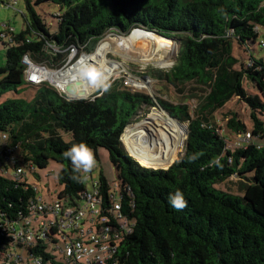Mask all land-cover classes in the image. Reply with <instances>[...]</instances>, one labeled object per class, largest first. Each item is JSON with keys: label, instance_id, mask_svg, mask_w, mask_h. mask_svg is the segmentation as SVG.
<instances>
[{"label": "trees", "instance_id": "trees-1", "mask_svg": "<svg viewBox=\"0 0 264 264\" xmlns=\"http://www.w3.org/2000/svg\"><path fill=\"white\" fill-rule=\"evenodd\" d=\"M44 3L60 6L55 31L26 0L24 28L18 33L12 28L0 32V42L7 46L6 64L0 66L4 74L0 99L8 92L17 94L0 101V134L8 133L12 143L20 144V157L34 171L51 161L60 163L58 197L72 203L81 198L87 181L77 183L71 178L72 164L63 153L79 143L87 144L97 157L99 148L109 151L122 213L133 223L131 232H122L115 255L123 264H264V144L259 141L264 139V62L251 50L264 28V0L34 2ZM137 27L178 38L180 47L171 69L148 68L146 73L181 92L189 90L188 97L197 99L195 108L186 101L173 103L126 88L121 82L94 98L68 102L51 84L25 79V55L53 67L64 64L66 54L52 53L46 45L77 44L92 52L108 32L128 34ZM236 43L239 54H235ZM245 81L255 86L254 95ZM29 89L31 98L22 94ZM236 97L249 106L252 128L236 112H231L226 126L252 138L230 146L215 113ZM157 105L180 122H188L184 154L170 165L178 153L171 149L158 163L139 160L154 168L140 167L121 137L130 123ZM138 127L129 126L125 133H135ZM62 132L71 133L70 141ZM194 153H200L199 158L189 162ZM217 158L222 168L210 166ZM233 177L235 191L220 187ZM99 182L104 207L111 205V184L103 174ZM177 190L187 201L181 211L168 199ZM34 195L26 183L0 173V214L11 219L30 215ZM119 224L117 219L114 225ZM59 241L52 230L37 235L29 250L44 262L64 264L57 250ZM9 242L8 237L0 238V243Z\"/></svg>", "mask_w": 264, "mask_h": 264}, {"label": "rangeland", "instance_id": "rangeland-1", "mask_svg": "<svg viewBox=\"0 0 264 264\" xmlns=\"http://www.w3.org/2000/svg\"><path fill=\"white\" fill-rule=\"evenodd\" d=\"M14 0H0V32L6 31L7 28H12L14 32L18 33L20 32L25 25V15H27L26 10V0H17L18 4L16 7L9 6L7 3ZM32 4L34 5V8L38 14L42 17V19L48 24V27L50 28L51 32L56 30L57 27V18L56 15L60 14V6L55 3H44L41 5H35V0H31ZM158 33L155 34V32L148 31L146 29L137 27L134 28L130 33L128 34H120L122 37L119 38L115 36L114 33L111 32L107 33L103 39V41L109 42L108 45L103 44L100 48H105V45L107 46V58L108 61L111 63H117V68L115 69V73H113L111 76L108 77V80L110 84H114L115 82H121L122 86L126 88H130L132 90L137 91H143L149 94L154 95V97H161L163 99H166L173 103H179L180 101H186L190 104L191 108H195L197 105V99L195 98H189L190 91L186 90L184 92L179 91L166 81H159L155 78L148 77L146 70L148 68H153L155 70H162L160 69L158 64H155L151 61L145 62L141 61L140 59H137L135 56L139 55L141 57L145 56V50H156L155 54H152V51H150V56L152 58L157 57H165L169 61L168 64H173L176 61L178 51H179V40L178 38H175L173 40H168L166 38H163ZM261 40H264V28L261 29L260 36L257 39V42L251 46L252 54L257 59H262L264 62V48L261 46ZM6 51L7 46H5L2 42H0V66H4L7 61L6 57ZM96 51V50H94ZM92 51L93 55L96 54V52ZM52 53L58 54H66V58H68V53L64 50L54 51ZM82 51L78 52L77 56L68 64V66H71L75 64L80 56ZM240 50L237 49V43L235 44V54H239ZM248 56V55H247ZM67 60V59H66ZM101 58L98 60L95 58L96 65L99 68H101L103 65L101 64ZM41 64H44L50 69H58L59 67H53L51 65H48L44 62H39ZM101 64V65H100ZM67 66V67H68ZM101 66V67H100ZM128 71L130 73H128ZM4 74H0V79L3 77ZM131 76L135 81L138 83H131V85H123V80L126 76ZM56 76V75H55ZM52 80H43V82H47L51 84ZM248 81V80H247ZM245 81V86L248 88V92L252 95L256 93L255 86ZM41 82V83H43ZM144 83V85H143ZM52 85V84H51ZM23 87V86H22ZM93 91V92H92ZM99 91L91 90V93L88 95L89 98L92 95L99 94ZM22 94H25L24 96L27 98H31L33 95V91L31 89L22 91ZM17 96L14 92H8L5 95L2 96L0 101H3L4 99H7L9 97ZM188 97V98H186ZM157 100V99H156ZM231 112H236L239 117L247 124V126L251 129L252 128V122L250 118V108L247 105V103L244 100L239 99L238 97L232 99L229 101L225 107L218 110L215 113V117L217 120L218 125L221 127V131L223 134L227 136V142L230 146H237L241 144L240 136L239 134L230 131L227 126L226 122L227 119L231 116ZM143 113H141L142 115ZM170 113L165 110L164 108L160 107L159 105L151 107L147 112H145V115L141 116L138 120H135L134 122L130 123L129 126H134L139 124V129L135 133H130L131 135L128 137H121L126 149L129 151V145L131 144L133 138H137L144 140V141H150L155 145V147L160 149L162 146L160 143L161 141H168L170 142L169 148L166 150V155L170 150H174L173 152H176L178 150L176 158L172 161V156H169L168 154V165L173 163L174 161H178L181 159V157L184 154L185 150V141L187 138V134L185 132V129L183 125H180L177 122H174L173 120H168V118H172ZM264 118V116H263ZM185 124V126H188V122H182ZM144 126V129L141 126ZM128 126V127H129ZM166 126V127H165ZM161 127V128H158ZM162 129V130H161ZM164 130V131H163ZM125 132V131H124ZM162 132V133H161ZM167 133V134H166ZM63 138L65 141H70L72 135L69 132H62ZM243 136V135H242ZM164 137V138H163ZM147 138V140H145ZM257 139V138H256ZM261 143L264 144V139H259ZM243 143V142H242ZM131 154V152L129 151ZM133 156V155H132ZM134 157V156H133ZM135 158V157H134ZM96 159V166L93 170V178L98 179L103 174L109 183L113 187L114 191V184L118 180L115 167L111 161L109 151L105 148H99L98 149V157L95 156ZM135 161L137 163V166L140 167H146V168H154V167H148L139 160L135 158ZM160 160H158L159 162ZM153 162V163H158ZM150 163V162H148ZM62 165L58 162L51 161L45 168L42 169H36V174L31 171L29 168H26V176L28 177V180L30 182H34L38 186V195L42 196L43 199L47 203H53L55 200L58 199V190L60 187L58 186V174L61 170ZM169 166L165 167L168 168ZM15 169L13 166H10V172H14ZM90 174V173H89ZM87 173L85 174V176ZM87 181V187L89 189L92 188V179L86 178ZM221 188H229L233 191L236 190V178L233 177L230 180L222 183L220 185ZM88 226V225H86Z\"/></svg>", "mask_w": 264, "mask_h": 264}, {"label": "built area", "instance_id": "built-area-1", "mask_svg": "<svg viewBox=\"0 0 264 264\" xmlns=\"http://www.w3.org/2000/svg\"><path fill=\"white\" fill-rule=\"evenodd\" d=\"M17 4V0L8 3L12 7H16ZM108 33L111 34V32ZM112 33L116 38L122 37L118 32ZM104 38L100 39L96 51L103 44L109 43L103 41ZM46 47L48 51L51 49L53 52L64 50L68 53L67 60L58 69H50L25 55L23 58L26 65L25 79L36 84L43 80H52L50 82L52 86L61 94L67 95L66 86L72 84L73 80L59 73L75 66L77 62L93 53L87 52L83 46L77 44H70L66 47L49 44ZM105 50L108 49L105 48ZM80 51L82 53L79 60L68 66ZM92 64L96 65V63ZM123 83V85H131V83L138 82L129 75L124 78ZM76 89L82 88L76 86ZM90 93L88 92L87 95ZM95 96L92 95L90 98ZM9 137L8 133L0 134V173L26 183V188L32 187L35 191L33 198L35 201L31 202L30 215L21 214L17 219H11L7 218L5 213L0 214V238L5 236L11 241L0 243V264H50L44 262L41 256L33 255L29 250V245L34 242L37 235H46L52 230L56 231L60 239L57 250L64 264H123L115 255L122 232H131L133 223L127 220L122 213L123 206L118 185L114 184V191L112 185L109 187L112 204H106L104 207L99 178L94 179L92 173H87L85 177L92 179V188L87 187L75 203L69 201L68 198L60 199L59 197L53 203H47L42 196L38 195L37 184L30 182L26 176V168L35 174L36 171L28 167L20 157V144L12 143ZM251 138L250 133L240 136L243 143H248ZM10 166L14 167V172H10ZM117 219L120 221L118 226L114 225Z\"/></svg>", "mask_w": 264, "mask_h": 264}, {"label": "bare ground", "instance_id": "bare-ground-1", "mask_svg": "<svg viewBox=\"0 0 264 264\" xmlns=\"http://www.w3.org/2000/svg\"><path fill=\"white\" fill-rule=\"evenodd\" d=\"M163 38H165V37H163ZM168 40H170V39H168ZM106 45H108V43H106ZM106 45H105V48H107ZM105 48L102 47V48L98 49L96 54L84 57V59L77 62V64L75 66L68 68L67 70L63 71L62 73H59V75H64V76L69 77L71 80H73L72 84H74L77 87L81 86V88L85 89L87 93L91 92V90H93V89H90L88 84H87V77L85 75V70L90 71L93 69H100L104 72V74L107 77H109L113 73H115V69L117 68V66H116L117 63L109 64L110 62L108 61V58L106 56L107 50H105ZM150 51H152L151 54H150ZM148 53L150 55L155 54L156 50H145V56L141 57L139 55H136L135 57L137 59H140L141 61H145V62L151 61V62L158 64V65L169 63V61H167L168 59H166L165 57L164 58L163 57L152 58ZM95 58H97L98 60L101 58V60H103V61H101V64L103 65L102 67L100 66L101 68L94 66V64H92L93 62H95ZM143 85H144V83H143ZM166 118H168V117H166ZM168 120H170V119H168ZM127 127H126V129H127ZM131 127H133V126H131ZM158 128H161V127H158ZM126 129H125V131H126ZM130 133L131 132L125 133L124 137H128L130 135ZM145 140H147V138H145ZM160 144L162 145L160 147V149L152 148V147H155V145H153V143H151L148 140L144 141V140L138 139V137H137V138H133L128 149L131 152V155H133L137 160H140L141 162H144V163L158 162V160L163 161L166 158L165 152L170 147L169 146L170 142H168V141H161Z\"/></svg>", "mask_w": 264, "mask_h": 264}, {"label": "clouds", "instance_id": "clouds-1", "mask_svg": "<svg viewBox=\"0 0 264 264\" xmlns=\"http://www.w3.org/2000/svg\"><path fill=\"white\" fill-rule=\"evenodd\" d=\"M160 69L168 71L171 69V64H161ZM94 73V77L89 75ZM87 77V84L90 89L99 91L101 93L109 91L111 84L108 77L100 69L85 70ZM89 96L85 93L80 94H67L65 99L68 102H73L78 99H88ZM200 153H194L188 157L189 162L194 163L199 158ZM66 159H69L72 164V176L71 178L80 183L86 179V173H91L96 166V159L92 149L85 143L73 144L68 150L63 153ZM210 166L223 167L220 159H214L210 162ZM169 204L177 211L183 210L187 207V201L181 191L177 190L175 193L169 195Z\"/></svg>", "mask_w": 264, "mask_h": 264}, {"label": "water", "instance_id": "water-1", "mask_svg": "<svg viewBox=\"0 0 264 264\" xmlns=\"http://www.w3.org/2000/svg\"><path fill=\"white\" fill-rule=\"evenodd\" d=\"M149 31V30H148ZM151 32H153V31H151ZM158 35H160V34H158ZM160 36H162V37H165V38H167V39H170V40H173V38H169V37H166V36H163V35H160ZM49 51L50 52H53V50H51V49H49ZM148 77H150V76H148ZM66 92H67V94H80V93H87L86 92V90L85 89H79V90H77L76 89V86L74 85V84H68L67 86H66ZM170 115V114H169ZM171 116V115H170ZM172 117V116H171ZM173 119H175L174 117H172ZM175 120H177V119H175ZM177 122H179L180 124H182V125H185V124H183L182 122H180L179 120H177ZM185 132H186V134L188 133V126H185ZM124 133V132H123ZM123 135V134H122ZM170 165H172V163L170 164ZM169 165V166H170Z\"/></svg>", "mask_w": 264, "mask_h": 264}, {"label": "snow or ice", "instance_id": "snow-or-ice-1", "mask_svg": "<svg viewBox=\"0 0 264 264\" xmlns=\"http://www.w3.org/2000/svg\"><path fill=\"white\" fill-rule=\"evenodd\" d=\"M89 75H92L94 77V73H89ZM33 79H35V77H33Z\"/></svg>", "mask_w": 264, "mask_h": 264}, {"label": "crops", "instance_id": "crops-1", "mask_svg": "<svg viewBox=\"0 0 264 264\" xmlns=\"http://www.w3.org/2000/svg\"><path fill=\"white\" fill-rule=\"evenodd\" d=\"M130 135H131V134H130ZM130 135H129V136H130ZM93 170H94V169H93ZM91 173L93 174V171H92Z\"/></svg>", "mask_w": 264, "mask_h": 264}]
</instances>
